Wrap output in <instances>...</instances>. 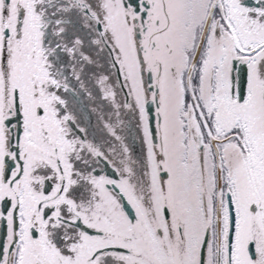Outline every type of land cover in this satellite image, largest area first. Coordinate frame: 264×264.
Masks as SVG:
<instances>
[{
    "label": "snow or ice",
    "instance_id": "snow-or-ice-1",
    "mask_svg": "<svg viewBox=\"0 0 264 264\" xmlns=\"http://www.w3.org/2000/svg\"><path fill=\"white\" fill-rule=\"evenodd\" d=\"M0 264H264V0H0Z\"/></svg>",
    "mask_w": 264,
    "mask_h": 264
}]
</instances>
